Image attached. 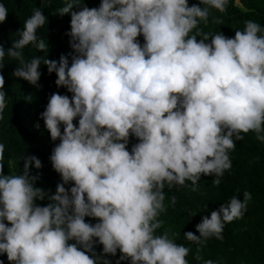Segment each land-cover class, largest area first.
Listing matches in <instances>:
<instances>
[{
  "label": "clouds",
  "instance_id": "1",
  "mask_svg": "<svg viewBox=\"0 0 264 264\" xmlns=\"http://www.w3.org/2000/svg\"><path fill=\"white\" fill-rule=\"evenodd\" d=\"M200 3L204 7L188 0H102L89 8L84 0H63L58 13L71 16V65L65 55L25 59L29 45L47 52L37 34L47 17L38 8L11 48L0 45V120L7 107L5 56L19 61L14 76L38 85L44 64L57 75L56 85L73 94L53 93L40 114L51 139L60 141L50 156L63 181L54 195L29 174L33 163L42 168L35 155L26 157L23 174L5 175L0 143V255L10 264H101L97 243L104 255L119 250L117 264H188L190 248L176 243V234H156L166 211L165 185L190 182L196 190L203 174L215 175L219 187L241 133L254 132L264 142V27L245 21L233 38L203 32L200 23H208L213 9L225 12L229 0ZM7 15L0 3V23ZM213 22L223 24L217 17ZM132 136L139 142L129 151ZM46 196L51 203L36 204ZM243 196L205 215L196 226L200 235L189 231L185 238L222 240L225 225L247 211L252 195Z\"/></svg>",
  "mask_w": 264,
  "mask_h": 264
},
{
  "label": "trees",
  "instance_id": "2",
  "mask_svg": "<svg viewBox=\"0 0 264 264\" xmlns=\"http://www.w3.org/2000/svg\"><path fill=\"white\" fill-rule=\"evenodd\" d=\"M239 1L240 5L237 0H229L223 13L211 10L208 23L201 22L199 30L213 34L220 32L233 38L236 30H244L245 21L252 20L264 27V0ZM101 2L102 0H84V4L89 8H98ZM0 3L8 10L6 21L0 23V45L5 50L12 47L13 41L19 38L17 32L23 29L24 22L32 15V10L38 8L47 17V23L38 29L37 33L47 44V52L29 45L23 50L25 59L47 56L48 59L59 61L60 56L65 55L71 65L70 54L75 53L70 46L71 37L66 34L70 31L71 16H61L58 13V9L64 6L63 0H0ZM188 3L189 6L196 4L204 7L200 0H188ZM214 17L221 19L223 24L214 23ZM140 37V43L143 45L144 37ZM3 63V90L7 93V107L4 109L3 120H0V143L5 145L2 161L4 174H23L26 157L35 155L41 160L42 168L37 169L33 163L29 174L39 176L35 182L36 187L44 189L49 196L54 195L57 185L63 181L60 174L54 170L50 156L60 141L51 139L40 114L45 111L53 93L67 95L69 98L73 94L68 92L67 88L56 85L57 75L54 72L49 74L44 64H41L39 69L41 77L38 85H32L27 80L13 75L19 67V61L5 56ZM78 121L79 117L74 120L77 127ZM63 127L61 125L62 133ZM241 135L243 140L235 141V149L229 151L232 167L220 178L219 187L213 184L215 175L203 174L196 190H193L190 182L189 187L169 189L165 185L166 211L158 217L163 224L156 234L160 235L165 231H168L170 236L176 234L173 237L175 242L190 248L186 257L188 264H204L206 260H212L214 264H264V142L257 140L254 132ZM138 142L137 138L132 136L128 150L131 151L132 146ZM72 186L74 182L65 185L69 189ZM245 191L252 195L247 211L242 218L225 225L222 240L213 237L196 244L185 238V233L189 231L199 236L196 226L202 222L205 215L210 218L212 211H218L234 195L243 201ZM173 196L177 198L175 205L171 202ZM49 203L51 201L48 196L42 201H36L39 206H47ZM85 221L93 225L99 222L98 218L92 217H86ZM95 252L97 256L102 257L101 264L104 260L117 264L121 255L119 250L115 256L104 255L103 245L99 243L95 245ZM88 254L91 256V253ZM197 254L201 257L200 260L196 259ZM0 260L3 264H10L6 254L0 255ZM119 264H131V261H120Z\"/></svg>",
  "mask_w": 264,
  "mask_h": 264
},
{
  "label": "rangeland",
  "instance_id": "3",
  "mask_svg": "<svg viewBox=\"0 0 264 264\" xmlns=\"http://www.w3.org/2000/svg\"><path fill=\"white\" fill-rule=\"evenodd\" d=\"M239 4V3H238Z\"/></svg>",
  "mask_w": 264,
  "mask_h": 264
}]
</instances>
